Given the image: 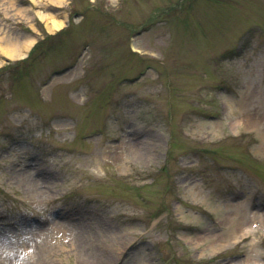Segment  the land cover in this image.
<instances>
[{
  "label": "rangeland",
  "instance_id": "374dc122",
  "mask_svg": "<svg viewBox=\"0 0 264 264\" xmlns=\"http://www.w3.org/2000/svg\"><path fill=\"white\" fill-rule=\"evenodd\" d=\"M12 38L0 264H80L59 223L102 264H264V0H0Z\"/></svg>",
  "mask_w": 264,
  "mask_h": 264
},
{
  "label": "bare ground",
  "instance_id": "6f19581e",
  "mask_svg": "<svg viewBox=\"0 0 264 264\" xmlns=\"http://www.w3.org/2000/svg\"><path fill=\"white\" fill-rule=\"evenodd\" d=\"M36 1L39 3V0H32ZM52 2H62V0H51ZM41 17L42 20L47 21V29L51 32L53 31H59L65 27V22L60 20L57 17L54 16H47L43 15V13L39 12L38 13ZM1 40V39H0ZM33 44V42H21V40L18 39H8L5 40V45L0 44V50L1 52L6 55L7 57H10L12 59H15V57H24L26 55V52L29 51L30 46ZM252 115L247 114L244 118L247 119L250 123L254 120H252ZM250 119V120H249ZM242 121V120H241ZM236 123H240V120L236 121ZM149 140H142L141 142H134L133 139H127L125 142H122L118 150H120L123 157L126 156H135L137 158H145L148 159L151 157L152 154V146L154 145L153 139ZM26 175L21 176L19 174L17 176V179L20 181H25L26 180ZM32 185H33V190L37 191L38 190V185L36 181L31 180ZM258 218H261L262 216L257 215ZM58 231L64 232L66 231L67 233H71L70 235H67V237L72 238L71 244V252L77 255L79 263L80 264H102V262H107V259L102 258V253H99L100 248H102V244L105 246L107 245L106 243H109V245L112 248H116L118 244V238L116 235H111L106 239L107 242L102 241V237L100 239H91L90 236H83L80 235L75 231L74 228H70L69 226H66L65 224L59 223L57 226ZM71 230V231H70ZM110 239V240H109ZM96 248V251L91 250L92 247L93 249Z\"/></svg>",
  "mask_w": 264,
  "mask_h": 264
}]
</instances>
